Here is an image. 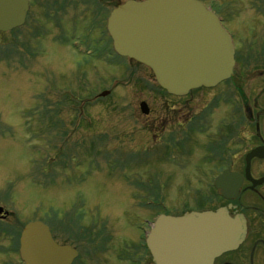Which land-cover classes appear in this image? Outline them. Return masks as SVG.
<instances>
[{
	"label": "rangeland",
	"instance_id": "rangeland-1",
	"mask_svg": "<svg viewBox=\"0 0 264 264\" xmlns=\"http://www.w3.org/2000/svg\"><path fill=\"white\" fill-rule=\"evenodd\" d=\"M125 1L29 0L23 25L0 32V195L8 204L15 194L20 222L41 219L58 244L77 247L73 264H122L124 248L140 254V226L159 210L145 206L148 197L162 196L176 214L195 207L193 178L182 176L176 149L174 157L165 152L177 127H166L163 113L176 110L177 100L149 69L111 51L106 17ZM203 1L223 16L236 53L264 45V0ZM72 41L89 52L78 53ZM205 118L210 122L212 113ZM196 134L200 151L190 146L196 157L188 162L203 160L207 149L208 131ZM4 236L0 264H10Z\"/></svg>",
	"mask_w": 264,
	"mask_h": 264
},
{
	"label": "water",
	"instance_id": "water-1",
	"mask_svg": "<svg viewBox=\"0 0 264 264\" xmlns=\"http://www.w3.org/2000/svg\"><path fill=\"white\" fill-rule=\"evenodd\" d=\"M26 10L25 0H0V31L19 26ZM107 31L118 54L149 67L171 94L209 87L230 74L228 40L215 15L196 0L127 1L111 12ZM140 110L148 111L144 103ZM258 155L250 153L246 160ZM236 176L225 171L216 179L223 197L236 195L240 182ZM231 182L233 191H224L222 186ZM243 236V221L230 218L222 208L215 213L160 217L147 246L154 264H212L221 252L235 249ZM21 240L25 264H68L74 256L68 247L56 245L47 227L38 222L25 227Z\"/></svg>",
	"mask_w": 264,
	"mask_h": 264
},
{
	"label": "flooded vegetation",
	"instance_id": "flooded-vegetation-1",
	"mask_svg": "<svg viewBox=\"0 0 264 264\" xmlns=\"http://www.w3.org/2000/svg\"><path fill=\"white\" fill-rule=\"evenodd\" d=\"M237 67L238 72L234 70ZM207 99L208 104H203L201 109L206 107L210 109L212 113L210 122H205L206 118L200 112L201 109L195 112L199 109L198 103L206 102ZM176 100L177 109L165 108L163 113L164 125L168 128L177 127V134L169 139L172 146L165 143L168 147L165 152L167 150L168 156L174 157L171 150L176 149L178 158H175L179 163L177 166L185 173L180 174L185 176L184 178L186 176L193 178L191 184L194 189L189 190L188 194L195 205L192 209L180 210L178 215L190 211L210 212L222 207L230 217H241L245 225L242 245L221 253L212 264H264V45L256 51L235 54L232 73L226 81L209 89L199 88L190 91ZM191 105V112H186ZM206 131L209 138L203 143V146L207 147L203 151L204 159L186 161V157L191 154L195 156L196 153L190 152V146H195L197 150L200 148L198 146L200 138L198 140L196 133ZM167 134L169 135V131ZM256 150L259 157L253 156L246 164V155ZM175 158H172V161ZM220 169H228L242 176L240 188L234 199H224L211 188L209 178L213 176L214 179L220 173ZM180 180L183 181V178ZM201 200L207 203L214 201V204L207 206L206 203L201 206ZM16 201L18 200L15 197L5 204L2 194L0 195V234H4L6 238L4 241L6 246H3L2 253L10 257V264H19L17 250L20 247L19 235L24 224L36 220L23 218L24 222H20L21 217L14 212ZM7 205L12 207V210L7 209ZM74 249L77 256L72 264L81 256L80 250L77 247ZM104 249L107 251L105 253L112 251L110 246ZM125 252L126 248L122 252L123 262L136 264V253L133 256ZM143 264H153L148 251Z\"/></svg>",
	"mask_w": 264,
	"mask_h": 264
}]
</instances>
